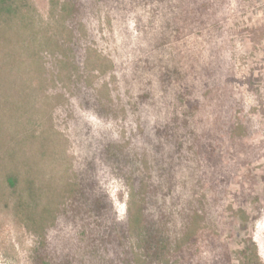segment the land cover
Segmentation results:
<instances>
[{
	"label": "rangeland",
	"instance_id": "obj_1",
	"mask_svg": "<svg viewBox=\"0 0 264 264\" xmlns=\"http://www.w3.org/2000/svg\"><path fill=\"white\" fill-rule=\"evenodd\" d=\"M76 1L30 0L0 41V264L75 231L83 176L118 220L192 237L182 264H243L249 241L264 263V0Z\"/></svg>",
	"mask_w": 264,
	"mask_h": 264
},
{
	"label": "trees",
	"instance_id": "obj_2",
	"mask_svg": "<svg viewBox=\"0 0 264 264\" xmlns=\"http://www.w3.org/2000/svg\"><path fill=\"white\" fill-rule=\"evenodd\" d=\"M50 3L54 15L74 17L79 10L76 0H50ZM30 8V0H0V41L10 42L15 24L26 22ZM7 180L12 187L18 182L13 175ZM156 191L154 185L146 187L147 203H153ZM69 198L72 202L66 203L63 215L75 231L64 238L59 233L53 240L41 237L33 251V264H182L184 248L192 237L181 240L171 236L162 214L143 207L128 221L118 220L108 195L98 190L97 182L87 176L70 188ZM130 234L137 235L140 258L129 245ZM242 257L243 264H264L253 241L247 243ZM215 264L221 263L216 260Z\"/></svg>",
	"mask_w": 264,
	"mask_h": 264
}]
</instances>
